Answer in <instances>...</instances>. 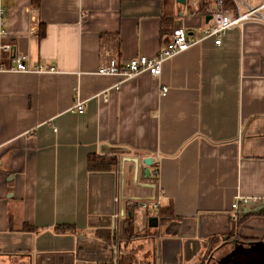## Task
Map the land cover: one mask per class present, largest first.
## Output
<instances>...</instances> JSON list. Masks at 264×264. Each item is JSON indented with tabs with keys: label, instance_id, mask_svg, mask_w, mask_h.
<instances>
[{
	"label": "crops",
	"instance_id": "1",
	"mask_svg": "<svg viewBox=\"0 0 264 264\" xmlns=\"http://www.w3.org/2000/svg\"><path fill=\"white\" fill-rule=\"evenodd\" d=\"M204 1H3L0 40L56 70L11 69L0 54V264H116L120 249L153 264H236L225 258L235 246L257 263L264 211L231 203L264 194V21L202 38L157 78L98 71L109 55H155L175 25L200 36ZM92 154L116 160L89 169Z\"/></svg>",
	"mask_w": 264,
	"mask_h": 264
},
{
	"label": "built area",
	"instance_id": "2",
	"mask_svg": "<svg viewBox=\"0 0 264 264\" xmlns=\"http://www.w3.org/2000/svg\"><path fill=\"white\" fill-rule=\"evenodd\" d=\"M4 0H0V36L6 35L5 25V6ZM201 0H192L193 6H197ZM256 3L245 2L242 0H235L234 10L226 8L223 0H211L209 13L211 14L210 23L200 30V36L194 37L182 25H175L172 27L170 36L164 45L153 56L138 55L119 63L115 56L109 55L107 61L98 66V71L101 73H115L121 74L124 78H131L136 75L147 73L155 78L159 77L162 70V63L167 58L179 53L194 43H197L202 38L212 37L215 43H220L222 34L231 26L241 24L246 19H258L264 21V0H256ZM243 6L242 9L240 6ZM2 51L11 53V44L8 41L0 40V54ZM12 64L9 66L15 70H35V71H55L54 64L37 63L35 66H30L27 62V55L25 52L17 51L11 53ZM0 55V70L4 69ZM167 86H161V93L167 92ZM104 96V93H99ZM84 107L83 100H77L74 108L78 112H82ZM142 208H148L149 202L146 200L136 201ZM153 206L158 202H152ZM259 204L264 203V194L255 196L239 195L236 196L231 203L232 208H238L240 204ZM115 264V261L113 262Z\"/></svg>",
	"mask_w": 264,
	"mask_h": 264
},
{
	"label": "trees",
	"instance_id": "3",
	"mask_svg": "<svg viewBox=\"0 0 264 264\" xmlns=\"http://www.w3.org/2000/svg\"><path fill=\"white\" fill-rule=\"evenodd\" d=\"M40 0H33V2L36 4V6L39 5ZM223 4L226 8L230 10H234V5L231 0H223ZM206 6V2L202 0L200 3V10H204ZM39 36H42L45 32L44 24H40L38 27ZM89 162L88 166L89 169H109V167L115 162V157L113 156H98V155H90L89 156ZM171 211V205L167 207L161 208V214L164 216H169V212ZM128 217H126L123 221V227H122V240L128 241L132 238L136 237V233L133 231V219L131 213L127 214ZM64 226H58V230H63ZM69 226H67L68 228ZM116 264H153L152 262L148 260H139L136 255L134 254L133 249H120L119 254L117 256V263Z\"/></svg>",
	"mask_w": 264,
	"mask_h": 264
},
{
	"label": "water",
	"instance_id": "4",
	"mask_svg": "<svg viewBox=\"0 0 264 264\" xmlns=\"http://www.w3.org/2000/svg\"><path fill=\"white\" fill-rule=\"evenodd\" d=\"M181 1H184V0H181ZM211 17V14L208 13L205 15V20L208 21ZM129 159H132L133 161H137L136 157L135 156H130V157H127ZM151 156H147V157H144L142 159V161L146 164V165H149L151 163ZM144 174L146 176H149L150 174V170L148 167H145L144 169ZM138 201V200H137ZM248 212H251V211H264V203H259V204H255L253 206H250V205H247V207L245 208ZM234 242L235 243H239L238 239H234ZM253 244H256L258 245V255H257V263L256 264H264V238L260 239V240H256L254 242H252ZM241 264V263H239Z\"/></svg>",
	"mask_w": 264,
	"mask_h": 264
},
{
	"label": "flooded vegetation",
	"instance_id": "5",
	"mask_svg": "<svg viewBox=\"0 0 264 264\" xmlns=\"http://www.w3.org/2000/svg\"><path fill=\"white\" fill-rule=\"evenodd\" d=\"M249 251V250H248ZM248 256V252L246 253V255L244 254V251L242 253L241 250H239V248L237 246H235V248L232 250V252L230 254H228L227 256H225L226 259H229V261H233L236 264H245L243 262V260ZM223 258L224 260L221 261H226V259ZM223 263V262H222ZM225 264V263H223Z\"/></svg>",
	"mask_w": 264,
	"mask_h": 264
},
{
	"label": "rangeland",
	"instance_id": "6",
	"mask_svg": "<svg viewBox=\"0 0 264 264\" xmlns=\"http://www.w3.org/2000/svg\"><path fill=\"white\" fill-rule=\"evenodd\" d=\"M254 1H256V0H254Z\"/></svg>",
	"mask_w": 264,
	"mask_h": 264
}]
</instances>
